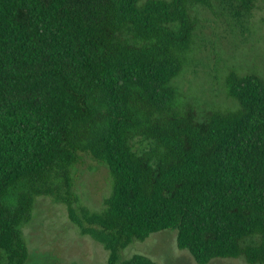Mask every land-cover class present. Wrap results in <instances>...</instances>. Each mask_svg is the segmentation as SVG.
I'll return each instance as SVG.
<instances>
[{
	"label": "trees",
	"instance_id": "obj_1",
	"mask_svg": "<svg viewBox=\"0 0 264 264\" xmlns=\"http://www.w3.org/2000/svg\"><path fill=\"white\" fill-rule=\"evenodd\" d=\"M258 0H0V264H28L37 200L109 253L177 230L198 264H264V79L225 76L236 106L200 115L177 80L199 10L251 17ZM109 168L101 210L75 169Z\"/></svg>",
	"mask_w": 264,
	"mask_h": 264
},
{
	"label": "rangeland",
	"instance_id": "obj_2",
	"mask_svg": "<svg viewBox=\"0 0 264 264\" xmlns=\"http://www.w3.org/2000/svg\"><path fill=\"white\" fill-rule=\"evenodd\" d=\"M200 26L191 63L177 84L184 100L194 103L200 115L234 108L225 89V76L235 68L240 74L264 79V0H258L251 17L239 21L230 11L199 10ZM109 168L85 157L75 169V191L81 204L98 211L111 191ZM30 249L28 264H108L109 253L90 237L80 235L66 206L39 198L30 224L24 227ZM124 259L143 255L153 264H198L177 245V230L151 235L122 253ZM211 264H247L243 259H218Z\"/></svg>",
	"mask_w": 264,
	"mask_h": 264
}]
</instances>
